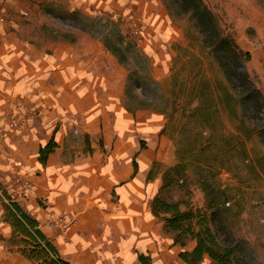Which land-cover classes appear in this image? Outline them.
<instances>
[{"label":"rangeland","instance_id":"374dc122","mask_svg":"<svg viewBox=\"0 0 264 264\" xmlns=\"http://www.w3.org/2000/svg\"><path fill=\"white\" fill-rule=\"evenodd\" d=\"M204 1L243 53L251 55L250 60H242L239 65L248 73V83L232 85L235 93L246 103L243 124L220 100V85L226 86L221 68L208 53L202 56L196 48L185 49L190 41L188 34L191 37L193 29H189L187 18L170 15L162 0H8L2 15L11 39L18 37L31 41L46 51H50L55 43H68L74 39L71 43H77L78 48L90 49L88 59L98 58L99 68L118 81L122 104L126 108L130 105L125 93L128 71L105 48L101 38L110 30L121 32L123 51L129 67L134 70L132 72L147 73L149 80L153 81L148 87L141 83L142 86L137 88V85L133 91L141 94L145 90L156 95L153 107L138 109L134 113L126 109L131 114L143 111L159 120L156 122L160 127L158 135L155 128L154 134L144 143L145 147L148 143L151 147L152 164L148 178L162 177L164 170L178 162L180 152L184 155L194 152L199 162L190 163L179 184L165 190L162 197L205 211V193L208 190L215 193L218 191L215 188L222 189L227 203L219 208L220 222L215 229L220 240L234 245L246 264H264V0ZM84 16H98V19L93 22ZM130 31L140 39L139 45H131L133 42L126 36ZM64 33H69L70 38L65 39ZM97 42L105 50L102 51ZM186 51H194L195 56ZM174 83L176 102L171 95ZM192 84H195V91L202 92L199 98H195L193 92L192 103L201 101L205 106L197 120L187 118L191 98L186 97V93H190ZM253 88L260 91L258 113L247 109L252 104L249 90ZM162 109L167 110L159 112ZM171 110H174L176 119L170 122ZM232 134L248 137L245 155L239 146L232 147ZM207 136L211 137L209 148L205 142ZM80 143L79 134L71 136L64 147V157L69 159L86 154L90 148H82ZM201 145H206L203 151L198 149ZM221 166L226 169L218 171ZM1 176L0 169V181ZM7 191L34 217L39 215V209L47 207L46 203L39 201L38 209L33 210L31 195H15L8 188ZM64 219H70L67 226L74 220L65 215ZM52 233L49 239L54 245L65 244V240L58 236L62 232ZM160 236L161 241L172 242V235L162 226ZM61 247L63 255L67 247ZM176 247L171 252L168 249L166 261L160 264H183L177 256L180 248ZM187 248H192V244ZM4 254L13 256L8 264H30L16 252H10L6 242ZM0 257L3 258L2 255ZM99 264L112 262L104 259ZM201 264L213 263L205 259Z\"/></svg>","mask_w":264,"mask_h":264},{"label":"crops","instance_id":"0c3cea01","mask_svg":"<svg viewBox=\"0 0 264 264\" xmlns=\"http://www.w3.org/2000/svg\"><path fill=\"white\" fill-rule=\"evenodd\" d=\"M7 2L0 0L2 184L12 194L31 195L33 210L39 201L46 203L35 218L48 238L52 231L62 232L58 236L65 244L55 246L59 251L67 247L69 255L62 252V256L71 264H99L104 259L112 264H145L139 255L147 264L165 262L177 245L161 241L162 223L152 214L151 203L162 177L148 178L151 147L141 145L155 128L158 135L159 120L143 111L126 110L118 81L99 68L98 58L88 59L90 49L58 42L46 51L31 41L9 38L2 15ZM13 120L15 126L9 129ZM77 134L81 147L90 150L65 158L64 147ZM52 136L57 148L42 165L39 149ZM17 178L20 184L15 183ZM3 213L0 203V222ZM64 215L74 219L68 226L70 219ZM10 234L11 227L2 222L0 264L13 258L3 255Z\"/></svg>","mask_w":264,"mask_h":264},{"label":"trees","instance_id":"16d2710c","mask_svg":"<svg viewBox=\"0 0 264 264\" xmlns=\"http://www.w3.org/2000/svg\"><path fill=\"white\" fill-rule=\"evenodd\" d=\"M162 2L170 15L188 19L189 29H193V34L190 37L187 31L190 41L185 49L194 50L196 48V51L198 50V53L202 56L208 53L213 57L215 63L221 68L226 82V86L220 85L219 92H221L222 96L220 100L224 102L228 110H233L234 115L240 119V123H245L243 114L245 113L246 103L235 93L232 85L233 83L235 85L248 83V73L239 65L242 64V60H250V53H243L230 34L223 28L219 17L204 0H162ZM84 18L95 22L98 16L94 18L84 16ZM126 36L133 42L131 45H139L141 43L138 36L132 31ZM63 37L65 39L70 38V34L64 33ZM101 38L105 48L128 71L125 93L130 105H127L126 109L134 113L138 109L153 107V102L156 99L155 94L150 95L145 90L141 94H136L133 91L137 85V88H139L142 86L141 83H145V86L148 87L149 84H153V81L149 80L147 73L141 75L137 71V73L132 72L134 70L129 67L128 59L123 51L124 37L122 33L110 30L104 33ZM74 41V39H70V42ZM186 52L188 54L195 53L194 51ZM175 88L176 84L174 83L171 95L172 100L176 102ZM191 88L190 93H186V97L191 98L187 118L197 120L205 106L201 101L192 103L193 92L196 94L195 98L202 96V92L194 90L195 84H192ZM249 91L252 97V104L247 109L257 111L260 91L256 88ZM173 106L177 108L176 105ZM166 110L162 109L159 112L165 113ZM168 117L170 122L176 119L174 110L170 111ZM243 136L232 134L231 138L233 141L232 147L239 146L245 155L248 137ZM206 138L205 142L209 148L211 137L207 136ZM57 145L54 136H52L44 146L40 147L38 161L42 165L46 164ZM141 145L144 146L143 141H141ZM206 145H201L198 149L203 151ZM178 159L177 163L162 172V184L159 192L152 200L151 209L154 217L162 223L163 230L172 235L173 244L180 247L179 258L186 264H201L205 259L210 260L213 264H246L245 258L239 255L237 248L232 244L223 243L215 230L216 225L220 222L219 208L227 203L225 192L222 189L215 188V190H218L215 192L216 194L211 192V190L205 193V211L193 209L181 201H169L162 197V193L165 190L179 184L181 178L185 176L186 167L190 163L199 162L194 152L188 155L180 152ZM243 160H245V156ZM133 165L135 170H137L138 164L135 160ZM221 169H226V167L221 166L218 171ZM0 201L4 209L2 220L11 227L10 237L6 241V247L10 252H16L30 264H71L45 235L37 218L24 209L7 191L2 192ZM189 244H192L190 249L187 248ZM139 260L145 264L148 263L142 255H139Z\"/></svg>","mask_w":264,"mask_h":264},{"label":"built area","instance_id":"2783aa9c","mask_svg":"<svg viewBox=\"0 0 264 264\" xmlns=\"http://www.w3.org/2000/svg\"><path fill=\"white\" fill-rule=\"evenodd\" d=\"M14 126H15V124H14V120H13L11 123H9L8 128L9 129H12ZM15 183L16 184H20L21 183V180L19 178H17V179H15ZM28 188H30V185L29 184H26L25 185V190H27ZM3 191H7V187H6V185H3L1 183V181H0V196H2V192ZM8 194H9V192H8Z\"/></svg>","mask_w":264,"mask_h":264}]
</instances>
